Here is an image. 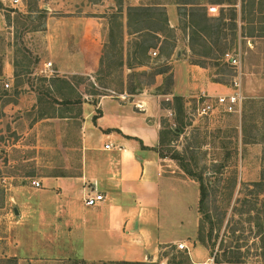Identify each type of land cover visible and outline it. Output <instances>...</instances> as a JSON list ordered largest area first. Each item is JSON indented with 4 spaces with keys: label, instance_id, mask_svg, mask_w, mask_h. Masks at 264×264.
I'll return each mask as SVG.
<instances>
[{
    "label": "rangeland",
    "instance_id": "rangeland-1",
    "mask_svg": "<svg viewBox=\"0 0 264 264\" xmlns=\"http://www.w3.org/2000/svg\"><path fill=\"white\" fill-rule=\"evenodd\" d=\"M1 1L0 141L6 152L0 153V264H84L83 260L87 264H264V0H236L239 27L235 39L228 18L233 14L228 4L234 0H221L217 12L208 11L210 24H217L221 15L226 17L221 23L227 25L228 36L222 35L221 41L227 47L212 58L209 44L194 42L188 52L190 61L200 62L212 80L231 88L234 70L226 54L241 53L246 96L242 115L199 114L200 93L183 97L185 111L177 115L174 97H163L162 105L174 114L162 116L160 153L171 166L168 170L186 187L177 193L176 204L164 207L160 231L151 230L147 240H129L133 251L123 258L116 259L114 250L108 249L103 253L115 258L109 260L90 254V241L74 232V210H64V204L82 206L84 201L73 190L64 194L56 179L80 172L79 153L74 150L79 146L82 112L79 105L64 106L52 100L85 98L97 104L102 95H137L147 88L155 96L164 94V83L154 86L155 80L145 72L167 68L176 41L174 30H164L165 42L158 37L153 40L158 46L150 50L147 65L137 64L133 58L136 42L145 35L135 36L129 30L158 21L166 26L165 16L157 15V22H141L136 16L130 19L128 10L151 5L157 12L177 4L172 0ZM200 1L208 5L220 0ZM178 8L184 22L181 26L190 27V32L182 31L181 44L185 45L189 44L188 33L191 38L196 27ZM201 30V36L212 42L209 32ZM68 42L81 44L82 51L76 49V53L79 62H87L84 73L62 78L58 61L49 55L44 64L52 65L43 72L40 54L44 44ZM9 51L18 74L13 82L3 77V59ZM186 51L182 50L184 55ZM29 88L36 99L11 112L10 102L19 98L21 89L23 96L29 95ZM199 177L208 193L203 211ZM34 181L40 186L33 185ZM129 229L134 230L133 223ZM155 237H162L164 243L152 241Z\"/></svg>",
    "mask_w": 264,
    "mask_h": 264
},
{
    "label": "crops",
    "instance_id": "crops-1",
    "mask_svg": "<svg viewBox=\"0 0 264 264\" xmlns=\"http://www.w3.org/2000/svg\"><path fill=\"white\" fill-rule=\"evenodd\" d=\"M178 7L179 5L168 6L166 9L167 26L176 35L173 53L167 64L171 66L174 78L171 93L155 96L152 88H147L137 95L127 92L102 95L97 104L86 102L85 98H81L80 103H75L82 112L79 115V146L77 150L74 148L75 153H79L80 172L72 176L61 174L56 179L64 194L73 190L83 196V200L86 194L96 191L105 196L102 202L92 207L86 206L84 201L82 206L78 202L64 204V210H74V232L82 234L81 240L90 241V248L93 250L89 249V252L97 257L108 260L123 258L126 253L133 251L129 248V240H147L151 230L158 228L160 231L164 207L170 203L176 204L180 198L177 193L186 187L172 175L174 171L168 170L171 166L166 164L160 153L164 129L162 116L174 114L171 108L162 105L163 97L193 98L199 93L220 95L231 91L227 85L212 80L206 67L190 61V33L189 44H181L182 31L187 29L190 32V27L181 26V21L184 22ZM1 18L0 14V21ZM97 28L100 30L102 26L98 25ZM156 35L162 42L167 40L165 32L159 31ZM43 48L40 54L43 72L48 71L44 63L49 55L58 61V75L62 78L69 79V75L84 73L83 68L87 62H79V55L76 53V49L82 51L81 44H44ZM182 50H187V54L184 55ZM10 53L9 51L3 59V77L13 82L17 74ZM165 77L164 73L156 75L154 86H161ZM34 92L29 88V95L23 96L25 92L21 89L19 98L8 105L10 111H19L34 101ZM106 144H110V148H106ZM4 152L6 150L1 147L0 141V153ZM132 223L134 230L129 229ZM153 240L164 243L162 237H155ZM118 242L123 244L119 245ZM108 249L114 250L115 258L103 253L108 252Z\"/></svg>",
    "mask_w": 264,
    "mask_h": 264
},
{
    "label": "trees",
    "instance_id": "trees-1",
    "mask_svg": "<svg viewBox=\"0 0 264 264\" xmlns=\"http://www.w3.org/2000/svg\"><path fill=\"white\" fill-rule=\"evenodd\" d=\"M172 3H175L177 5H179V7H181L184 10V16H188V23L192 24L194 27H196L195 31H194V35H191V45L194 44V42H200L201 44H209L210 47H208V54L209 57H214L217 58V52L221 51V50H225V48L227 46L226 43L222 44V35H226L225 37L227 38L228 33H226L227 28H225L226 26H224L223 23H221L222 19H226L225 16H222L218 18V23L217 24H210L209 23V18H208V9L209 6L213 5H221L223 4V2L220 1H213L210 2L211 4H204L203 2H201L200 0H172ZM230 8H232V16L228 17L230 19V29L233 31L232 35L234 36V39L237 37L238 35V13H237V9H236V0H234L233 3L228 4ZM2 6V1L0 0V7ZM158 8H160L159 6H156ZM154 6H132L129 8L128 10V14H129V18L133 19L134 16H136L137 18H140L141 22H144L145 20H150V23H152V21L157 22L159 19L157 18V15H164L165 19H164V23H166L165 25H162L160 23V21H158L156 24H151L149 26H142L139 28H136L134 30L130 29L129 33L133 34L135 36H137L138 34L140 35H145L144 39L142 41L136 42V48L135 51L133 53V58L136 60L135 63L140 64V65H147L148 59H149V52L151 49L156 48L158 46V44H155V42H153V40H158L159 36L155 34V36H151V33L153 34V32L158 33L159 31L164 32V30L169 29V25L168 24V17H167V12L165 10V8L159 9L160 11L155 12L154 11ZM204 13H201V12ZM156 15V16H155ZM135 17V18H136ZM156 18V20H154ZM244 18V17H243ZM129 19V21H130ZM246 19V18H245ZM166 20V21H165ZM187 25V22H185ZM228 24V25H229ZM121 25V24H120ZM132 25L131 23L129 24V26ZM203 25V27L201 26ZM151 27H153V29H151ZM201 29H206L209 32V37L212 40V42L208 41L206 38H203V36H201L200 32L202 31ZM215 30H217L216 33V38H214V40L212 39V35L214 36V32ZM158 37V38H157ZM193 63L201 65L202 67H205L203 64H201L198 61H194ZM163 66H160L158 68H152L151 72H148V70L145 73H150L149 75H151L152 80H155L156 75H158L159 73H164L166 75L165 77V82H164V86L166 87V89L164 90V94L167 93H171L172 92V88L174 85V78H173V73L171 72V66L167 65L166 69L162 68ZM18 75V74H17ZM215 82H220L222 83L220 80L218 79H214ZM138 87V86H137ZM136 89V85L134 87H131V92H134ZM54 103L57 104H61L64 106H70L73 105L75 103H80L82 100L81 99H61L59 100L58 98H53L52 100ZM174 110L177 113V115H181L184 113L185 111V102H184V98L181 96H174ZM100 111V110H99ZM96 119V116H95ZM180 121V119H179ZM179 128L175 129V132L177 133L179 130ZM161 142H162V137H161ZM163 156V155H162ZM164 157V156H163ZM191 174V172H188ZM192 175V174H191ZM199 181H201V185H200V191H201V199H200V211H203V207L206 203L207 200V189L205 187V184L203 183V179L201 177L198 178ZM200 240H204V236H200L199 237ZM83 262L84 264H87L86 261H80ZM1 263V261H0ZM117 263V262H116ZM117 264H144V262H128V261H122L119 262Z\"/></svg>",
    "mask_w": 264,
    "mask_h": 264
},
{
    "label": "built area",
    "instance_id": "built-area-1",
    "mask_svg": "<svg viewBox=\"0 0 264 264\" xmlns=\"http://www.w3.org/2000/svg\"><path fill=\"white\" fill-rule=\"evenodd\" d=\"M21 0H13L15 4L20 3ZM239 2L241 0H238ZM210 12H217L218 6L211 5L209 6ZM154 55H157V52H153ZM226 60L234 70V76L232 80L231 91L229 93L220 94V95H210L203 93L199 100L198 112L201 115L204 114H214V113H228L242 115L243 105L246 100V96L243 91V63L241 53L237 54H226ZM52 65L51 62L46 64L47 69ZM9 87V84H6ZM110 144H106V148H110ZM33 185L40 186L39 181H34ZM105 199V196L96 191L94 193H88L84 197V203L86 206L92 207L98 205ZM180 248L183 249L184 245L181 244Z\"/></svg>",
    "mask_w": 264,
    "mask_h": 264
},
{
    "label": "water",
    "instance_id": "water-1",
    "mask_svg": "<svg viewBox=\"0 0 264 264\" xmlns=\"http://www.w3.org/2000/svg\"><path fill=\"white\" fill-rule=\"evenodd\" d=\"M16 214H19L18 210H15Z\"/></svg>",
    "mask_w": 264,
    "mask_h": 264
}]
</instances>
